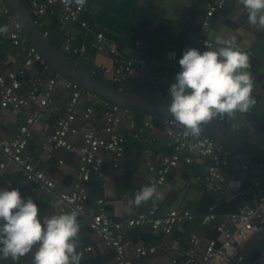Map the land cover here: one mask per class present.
<instances>
[{"label": "built area", "instance_id": "1", "mask_svg": "<svg viewBox=\"0 0 264 264\" xmlns=\"http://www.w3.org/2000/svg\"><path fill=\"white\" fill-rule=\"evenodd\" d=\"M20 1L27 4L28 12L39 27L43 16L57 17L61 39L59 50L63 55L81 57L86 53L87 47L76 45V36L70 30L72 24L78 23L81 28L91 31L90 24L81 18L84 6L66 4L65 0ZM235 1L206 0L200 30L191 36V40L205 49L215 50L216 43L203 37V34L213 16L227 3ZM0 6L7 24V32L0 34V51L6 46L9 50H15L7 55L5 63L9 67L0 74V122L7 112L17 114L22 110L29 111L13 137L0 139V154L3 157L0 162L1 171L12 166L31 193L41 192L55 197L58 203L57 214L76 209L79 212L78 218H85L91 178L105 179L104 158L101 154H108L111 166L117 169L125 158L124 128L127 127L129 135L134 139L146 131H159L166 139L167 151L144 163L146 180L142 188L155 184L160 190L173 170L180 166L197 165L199 171L189 178V182L216 198L228 195L229 189L230 197L240 198L244 202L236 212L229 213L224 218L216 211V206H210L206 213L196 216L190 210L178 208L162 213L155 203L121 221L109 216L105 211L103 198H98L95 213L87 218V226L97 237V247L112 253L113 264H152L156 247L142 242L134 244L127 239L126 232L134 228L147 227L153 234L169 236L177 226L196 220L201 226L216 223L215 238L203 239L193 231L189 235V246L184 251L175 242L170 264H226L244 241L264 228V192L258 191L262 181L260 178L247 180L250 164H237L234 159L226 160L224 147L209 137H185L184 129L172 119L147 113L137 115L131 110L98 99L73 82L57 76L45 64L36 48L28 42L20 25L1 0ZM43 33L47 36V32ZM91 44L97 52H107L112 56L111 66L103 65L101 73L118 86V90H123V85L133 72L139 86L152 84L159 77L162 63L151 52L144 51L139 41L119 51L103 32H95ZM237 44L249 57L253 55L248 46L239 42ZM163 56L167 62L178 65V72L181 70L176 51H166ZM57 90L62 91V107L55 97ZM53 116L52 130L44 136L39 148L45 160H50L52 154L60 150L76 156L77 167L69 191H57V181L38 170L27 153L33 130L42 120ZM215 121L226 124L230 120L225 117ZM75 137H79V142L72 141ZM147 152L145 150V154ZM57 165L62 166L63 161L57 160ZM255 165L258 170L264 167L260 162ZM228 168L237 169L232 178L227 174ZM86 249L90 251L92 247ZM249 264H264V247Z\"/></svg>", "mask_w": 264, "mask_h": 264}, {"label": "crops", "instance_id": "2", "mask_svg": "<svg viewBox=\"0 0 264 264\" xmlns=\"http://www.w3.org/2000/svg\"><path fill=\"white\" fill-rule=\"evenodd\" d=\"M41 2L43 0H35ZM206 0H86L82 20L88 22L91 31H87L79 26L78 23L72 24L70 30L76 36V45H84L87 51L81 57H77V63L81 69L93 74L92 71L98 70L102 81H110L101 73V67L111 66L112 56L107 52H97L92 46L93 34L103 32L109 42L114 43L119 51H123L136 41H139L144 51L151 52L152 56L162 63L159 77L152 84L139 86L135 80V72L126 80L123 85L124 91L140 92L142 94L163 97L169 102V88L175 82L178 65L172 64L164 59L166 51H176L182 55L188 48H197L203 52L208 49L203 48L198 42L192 41L191 36L200 30V23L203 14V5ZM27 8V4H24ZM28 9V8H27ZM0 6V20L3 19ZM58 19L56 16L46 15L41 18V26L54 33ZM7 27L4 24L0 27ZM1 34V33H0ZM225 38L236 37V41L248 46L252 51L250 57L251 68L254 81L253 96L257 103L251 109L253 115L262 120L264 124V30L254 27L248 22V13L237 0L227 3L225 7L215 14L210 22L208 29L203 37L215 42L216 36ZM14 49L4 48L0 51V74L9 66H6L7 55L12 54ZM66 56V55H64ZM71 57V56H66ZM20 59H18V63ZM16 64V65H17ZM12 67V66H11ZM58 104L62 107L64 102L61 100L62 91L55 93ZM171 103V102H170ZM28 110H22L17 114L7 112L5 118L0 122V139H10L18 131L20 125L28 116ZM251 116V115H250ZM95 120H93L94 122ZM54 125V116L44 119L33 130L29 139L27 153L33 160V165L40 171L50 175L57 181V191H69L72 186L74 171L77 167L76 156L64 151H56L50 160H45L39 146L45 135L49 134ZM225 125L242 133L250 132L248 126L254 129L249 120V115H237V119L227 122ZM233 125H236L235 127ZM79 126V122H78ZM80 127V126H79ZM144 147L141 150L133 149L125 154L124 160L117 169L110 163L108 154H101L104 158L103 171L105 179L103 181V203L106 213L115 220H125L127 216L134 212L144 211L153 203L142 204L140 207L128 204L129 199H134L135 193L142 189L146 180V168L144 163L147 160L155 159L158 154L166 153L165 137L159 131H146L140 137ZM79 142V137L72 139ZM145 150H148L145 154ZM252 154H244L242 158L237 155V164H250L247 171V180L260 178L262 183L258 188L259 192H264V167L256 169L258 160ZM63 161L62 166L57 165V160ZM3 160L0 154V162ZM125 168L131 171L122 179V188H116V180L124 175ZM237 169H227L229 177L235 175ZM199 171L197 165L180 166L173 170L166 178L165 185L159 191L162 199L156 202L160 212L164 213L169 209L178 208L192 211L196 216H200L210 206H217V203L230 202L231 191L223 198L213 197L195 184L189 182V178ZM18 189L22 198L27 200L31 197L39 207L40 217L57 214V200L55 197L48 196L41 192L31 193L25 186L20 175L14 172L13 167L9 166L5 170H0V190ZM96 203H89L86 207L85 218L79 217L81 224L80 248L78 251L83 253L80 264H113L112 253L101 250L97 247V237L92 234L87 226V218L95 213ZM206 208V209H205ZM205 209V210H204ZM204 210V211H203ZM229 213H222L221 217ZM184 231L183 226H177L171 235L163 236L153 234L147 227L134 228L126 232L127 239L134 244L142 242L156 247V253L152 258V264H170L174 253L172 251L178 236ZM208 232L204 230L200 233L203 239H207ZM179 244V243H178ZM92 247L88 251L87 247ZM33 252L21 257L18 264H32ZM0 264H16L9 259H0Z\"/></svg>", "mask_w": 264, "mask_h": 264}, {"label": "clouds", "instance_id": "3", "mask_svg": "<svg viewBox=\"0 0 264 264\" xmlns=\"http://www.w3.org/2000/svg\"><path fill=\"white\" fill-rule=\"evenodd\" d=\"M248 13L250 25L264 30V0H237ZM83 7L86 0H65ZM7 27H0L6 33ZM215 50L188 48L179 60L181 70L169 88L171 103L167 111L184 129V136L199 139L204 126L217 118L230 121L249 113L257 101L250 57L236 42V37L217 35ZM234 127L236 125H233ZM195 147V145H192ZM155 184L144 186L129 199L140 207L162 199ZM37 203L22 198L18 189L0 190V259L18 264L21 257L34 252L32 264H80L81 224L79 212L54 214L41 218Z\"/></svg>", "mask_w": 264, "mask_h": 264}, {"label": "water", "instance_id": "4", "mask_svg": "<svg viewBox=\"0 0 264 264\" xmlns=\"http://www.w3.org/2000/svg\"><path fill=\"white\" fill-rule=\"evenodd\" d=\"M4 7L20 25L28 42L36 48L45 64L57 76L76 84L80 89L110 104L133 112L152 114L174 120L168 113L169 101L163 97H155L140 92L118 90L111 85L96 78L77 65V57L64 56L60 50L55 49L48 38L37 26L20 0H1ZM250 132L242 133L228 125L217 123L215 120L204 126L203 136L221 144L231 151L233 159L237 161L238 154H256L264 152V132L256 133L253 128ZM264 247V228L252 234L231 255L226 264H249Z\"/></svg>", "mask_w": 264, "mask_h": 264}, {"label": "trees", "instance_id": "5", "mask_svg": "<svg viewBox=\"0 0 264 264\" xmlns=\"http://www.w3.org/2000/svg\"><path fill=\"white\" fill-rule=\"evenodd\" d=\"M4 20H2V19L0 20V26L2 24H4ZM40 29L42 32H47V30L43 27H40ZM46 37L48 38L50 44L55 49L58 50L60 48L61 39L59 38L58 25L56 27V31L54 33H52V32L50 33L48 31ZM6 48H7V50H9L8 46H6ZM182 55L179 56L180 59L182 58ZM77 65H78V63H77ZM78 67H80V66L78 65ZM87 72H89V71H87ZM92 73L96 78L102 80V78L100 76V72L98 70H94V71H92ZM177 73H178V71L176 72V74ZM109 85H111V84H109ZM111 86L114 87L115 89H118V86H116L114 84ZM134 113L137 115L143 114L141 112H134ZM250 115H249V120H250V123L252 124V126H254L256 128V130H255L256 133L264 132V124H263L262 120H260L258 117H256L252 113H250ZM123 134H124V138H125V154H128L133 149L141 150L144 147L143 142L141 141V139H139L140 137H142L143 134H140L137 139H134L129 135V131H128L127 127L123 129ZM165 149H166V146H165ZM166 151H167V149H166ZM224 152H225L224 158L228 161H233V156H232L231 151L224 148ZM251 156L254 157L255 160H258L264 166V152L252 154ZM130 173H131V171H129L128 169L125 168L124 175L117 178L116 188L118 190H121V188H122L121 184H122L123 177H125L127 174H130ZM102 197H103V181L100 179H97L95 177H92L90 182H89V197L87 200V204L92 203V202H93V204H95L96 200L98 198H102ZM243 202H244V200H242L240 198H236V199H232L230 202L217 203L216 211L219 214L233 213V212H236L237 208ZM94 207H95V205H94ZM95 208H97V206ZM207 210H208V208L202 214L206 213ZM215 224L216 223H211L208 226H201L197 220L195 222L193 221L190 224H187V223L184 224L183 225L184 231L182 233H180V235L178 236V243H179L178 245H179L180 250L184 251L188 248V246H189V235L193 231L197 232L200 235V233L204 230V232H206V231L208 232L206 237L215 238L216 237V233L214 231Z\"/></svg>", "mask_w": 264, "mask_h": 264}, {"label": "rangeland", "instance_id": "6", "mask_svg": "<svg viewBox=\"0 0 264 264\" xmlns=\"http://www.w3.org/2000/svg\"><path fill=\"white\" fill-rule=\"evenodd\" d=\"M66 56H69V55H66ZM109 84L113 85L110 81L108 82ZM244 156V154H238V157L239 158H242Z\"/></svg>", "mask_w": 264, "mask_h": 264}]
</instances>
